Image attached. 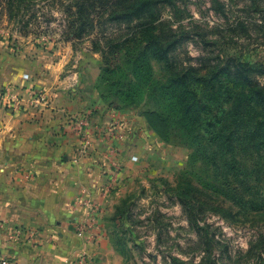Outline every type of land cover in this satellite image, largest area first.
Returning a JSON list of instances; mask_svg holds the SVG:
<instances>
[{
    "label": "rangeland",
    "instance_id": "1",
    "mask_svg": "<svg viewBox=\"0 0 264 264\" xmlns=\"http://www.w3.org/2000/svg\"><path fill=\"white\" fill-rule=\"evenodd\" d=\"M5 1L0 41L7 48L55 54L69 47L83 60L87 80L99 74L96 88L116 103L112 89L130 78L139 85L131 60L150 44L145 85L129 109L136 123L146 113L170 114L165 89L152 90L184 74L191 88L182 84L169 93L183 102L191 90L206 105L200 125L193 123L192 148L179 122L162 120L163 139L147 152L133 138L128 158L138 159L126 163L119 204L102 219L111 252L100 264H264V127L256 128L263 105L238 102L244 79L222 71L229 61L243 62L252 68L249 83L264 86V0H150L151 24L148 12L110 20L127 0H109L88 9L93 27L79 12L81 0ZM151 32L174 42L166 58L158 59ZM191 73L215 79L195 83Z\"/></svg>",
    "mask_w": 264,
    "mask_h": 264
},
{
    "label": "crops",
    "instance_id": "2",
    "mask_svg": "<svg viewBox=\"0 0 264 264\" xmlns=\"http://www.w3.org/2000/svg\"><path fill=\"white\" fill-rule=\"evenodd\" d=\"M58 53L15 54L0 41V91L16 86L26 104L12 112L0 99V256L100 264L111 252L102 219L119 204L118 184L137 156L127 151L136 150L134 139L149 150L166 125L157 114L136 123L132 110L110 107L95 86L99 74L87 80L72 49ZM31 88L45 103L27 104ZM67 111L84 119L80 134L66 125Z\"/></svg>",
    "mask_w": 264,
    "mask_h": 264
},
{
    "label": "trees",
    "instance_id": "3",
    "mask_svg": "<svg viewBox=\"0 0 264 264\" xmlns=\"http://www.w3.org/2000/svg\"><path fill=\"white\" fill-rule=\"evenodd\" d=\"M18 1V0H16ZM27 1V0H25ZM98 1L101 2L102 5H98ZM109 0H81V5L79 7V12L81 15L86 14L87 18L85 24L89 27H93L94 21L90 19V13H88V9H91L92 7H98V6H104L106 5ZM126 1V0H121ZM5 3L7 4H14L15 0H6ZM1 4V3H0ZM258 9V7H257ZM87 12V13H86ZM145 12H148L147 14L150 16L148 19L149 21L146 22V24H151L155 21L154 14L150 10V0H127V3L122 6L114 7L112 17H110V20H119L121 18L129 19L131 17H139ZM259 12H263V10H259ZM152 27H150L151 29ZM152 36V42L156 44L158 48V59H164L168 56L169 49L174 45V42L171 41L167 44H164L162 41V36L159 34H154L151 32ZM151 47L150 44L144 46L141 48L138 53L135 55L134 59L131 60L132 62V69H133V75L135 79L138 81L139 85L135 83V80L128 79L126 83H123L121 85H118L115 89H112V96H119L120 103H116L112 100H109L107 95H105L102 91L101 97L106 103L113 108L116 109H130L135 107L134 105L137 104V99L139 96V86L143 87L145 85V79L144 75L146 73V70H142V68L147 67L146 66V60H147V50ZM234 67V71H233ZM252 68L248 66V64H245L243 62H235V61H229L227 63V66L222 67V71L226 72L227 75L231 78L236 77L237 79H244L243 83L247 86V88L244 91H241L239 95L237 96L238 102H244L246 100L248 101H258L261 102L263 105V115H264V86L256 85L252 82L249 83L250 79L247 78V73L250 72ZM264 72V69H262ZM153 75V74H152ZM186 75L184 74L182 76L176 77V78H170L171 83L164 84V83H158V89H153L152 92H158L160 91L162 94L165 89V95L166 96V107L167 110H170V114H166L164 111H157L155 112L163 121H173L174 123H178L183 126L185 129V132H187L190 136V142H188V146L192 148V135L193 130H195V127H193V123H198L200 125L201 117L200 113L203 112L205 108V103L200 101L199 99H195L196 95L192 93L191 90H188L187 93L189 97L185 99L183 102L176 100V97L174 95V91L172 93H169L171 89L177 88L180 85L183 84V86H187L188 88H191L190 83H184V80L186 79ZM190 78L195 82H206L209 81V83L212 84L213 79H215V74L213 78L211 79H202L197 78L196 75H193L191 73ZM113 85V84H112ZM215 85L213 86V93L209 96L210 100H214L216 98V91L214 90ZM99 89V88H98ZM157 90V91H156ZM159 92V93H160ZM160 93V94H161ZM110 96V95H109ZM126 101V102H125ZM209 114V113H208ZM172 118H176V120H173ZM204 118V115H203ZM197 120V121H196ZM196 121V122H194ZM257 127H264V117H262L261 121H258L256 124ZM199 145V144H198ZM197 145V146H198ZM201 145V144H200Z\"/></svg>",
    "mask_w": 264,
    "mask_h": 264
},
{
    "label": "built area",
    "instance_id": "4",
    "mask_svg": "<svg viewBox=\"0 0 264 264\" xmlns=\"http://www.w3.org/2000/svg\"><path fill=\"white\" fill-rule=\"evenodd\" d=\"M27 79H29V75H25ZM17 87L15 86H10V87H5L2 88L0 91V99L2 100V103L4 106L11 110L12 112H18L22 111L25 107L26 104L24 103L25 97L22 94H19L16 92ZM29 96L27 99V104L30 106H37L40 104L45 103V96L44 94L36 89V88H31L29 90ZM65 120H66V125L73 127L72 132L74 134H80L85 126V121L82 119L80 116L72 114L71 112H66L65 113ZM91 145L90 140L85 141V146L89 148ZM137 156H133L132 160H137ZM74 161H78V158L76 157ZM0 264H20L17 261L11 259V258H6L0 256Z\"/></svg>",
    "mask_w": 264,
    "mask_h": 264
}]
</instances>
